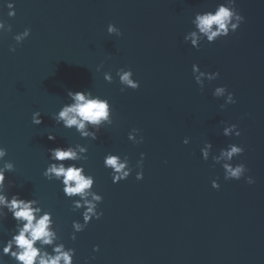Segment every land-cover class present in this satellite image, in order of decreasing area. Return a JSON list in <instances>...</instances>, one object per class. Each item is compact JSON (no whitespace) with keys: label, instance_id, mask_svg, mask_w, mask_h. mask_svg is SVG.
<instances>
[{"label":"water","instance_id":"1","mask_svg":"<svg viewBox=\"0 0 264 264\" xmlns=\"http://www.w3.org/2000/svg\"><path fill=\"white\" fill-rule=\"evenodd\" d=\"M10 2L14 17L7 14ZM222 2L0 0V20L12 28L0 35V146L15 164L6 178L14 182L12 193L38 199L52 212L62 241L76 249V264H264V0H236L245 22L228 37L199 50L184 41L194 14ZM109 23L122 35H109ZM25 28L31 34L17 45L13 37ZM193 64L220 75L201 90ZM120 68H131L137 90L121 91ZM104 72H111L112 83ZM217 86H226L237 102L221 109L224 99L212 95ZM68 90H91L110 101L113 124L97 140L81 139L51 118L70 102ZM34 111L41 112L40 125L31 122ZM231 124L239 137L223 136ZM133 128L143 143L128 139ZM205 142L215 155L229 143L243 146L232 163L243 162L255 184L226 181L211 156L202 159ZM76 143L88 146L81 163L95 177L103 215L73 242L72 221L83 222L81 211L42 173L49 148ZM109 152L129 158L127 180L112 183L103 164ZM141 153L144 178L137 181ZM217 178L219 190L211 186ZM14 226L9 215L0 240Z\"/></svg>","mask_w":264,"mask_h":264},{"label":"clouds","instance_id":"2","mask_svg":"<svg viewBox=\"0 0 264 264\" xmlns=\"http://www.w3.org/2000/svg\"><path fill=\"white\" fill-rule=\"evenodd\" d=\"M8 16L14 17L15 5L8 3ZM245 22V17L241 14L236 0H223L215 6L214 9L197 11L191 24L193 30L184 36L186 43L199 50L203 44L215 43L222 37H228L237 32L241 24ZM11 25H6L0 20V35L11 32ZM109 35L121 36L120 29L109 23L107 26ZM31 34L30 28H25L23 32L14 35L16 44H21ZM15 46L10 51L15 52ZM103 65H99L96 71H101ZM192 74L197 85L203 90L205 81L211 82L218 79L220 73L202 71L198 64L192 65ZM119 82L122 85L121 91L130 88L137 90L140 82L133 78L134 74L131 68L127 70L120 68L116 72ZM103 78L106 82L112 83L113 76L111 72H104ZM213 97L223 98L224 103L220 105L223 109L226 105L235 104L234 93L228 91L226 86H217L212 92ZM67 97L70 102L63 104L58 112L52 114L51 118L56 125H62L64 128L74 129L81 139L97 140L98 134L106 126L113 124V108L110 101L100 95H94L91 90L67 91ZM31 122L34 125H40L43 118L40 111L32 113ZM223 123V121H221ZM140 129L133 128L128 133V139L134 144H141L144 141L142 135L139 136ZM223 136L239 137L241 131L237 124H231L223 127ZM47 139L55 141L56 135L49 132ZM189 138H184L183 143L187 145ZM213 145L211 142H205L200 149L202 159L207 161L211 156L214 165L219 164L224 171V179L239 181L242 178L247 184H255L252 176L246 175L249 171L247 166L241 162L233 164L232 161L244 153V147L235 143H229L226 147L219 150V154H212ZM88 146L76 143L66 146H56L48 149V164L42 175L49 181L55 180L62 185L64 196L72 201V210L81 211L82 221H72V233L70 239L74 242L77 239L76 234L85 230L93 218L99 220L103 215L98 211V206L103 201V196L94 190L95 177L87 172L83 161H87ZM8 151L0 146V224L11 216L15 221V226L8 231V238L0 240V264H7L5 257L13 261L14 264H76V249L67 247L62 241L58 232V227L53 214L41 206L38 199L22 198L19 193H12L10 190L14 187V182L6 178L7 173L15 171V164L11 160L5 159ZM145 154L141 153V159L137 161L135 179L137 181L144 178L143 159ZM104 167L110 169L112 183H119L127 180L133 172L129 158L125 155L109 152L103 160ZM218 179L211 182L212 188L219 190ZM93 251H99L96 245ZM84 264H88L85 260Z\"/></svg>","mask_w":264,"mask_h":264}]
</instances>
